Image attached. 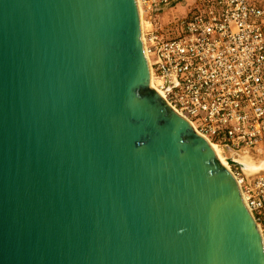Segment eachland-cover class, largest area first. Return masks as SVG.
I'll list each match as a JSON object with an SVG mask.
<instances>
[{
  "label": "water",
  "instance_id": "obj_1",
  "mask_svg": "<svg viewBox=\"0 0 264 264\" xmlns=\"http://www.w3.org/2000/svg\"><path fill=\"white\" fill-rule=\"evenodd\" d=\"M0 264H264L233 175L150 84L136 0H0Z\"/></svg>",
  "mask_w": 264,
  "mask_h": 264
},
{
  "label": "built area",
  "instance_id": "obj_2",
  "mask_svg": "<svg viewBox=\"0 0 264 264\" xmlns=\"http://www.w3.org/2000/svg\"><path fill=\"white\" fill-rule=\"evenodd\" d=\"M173 1L136 0L152 86L225 158L264 146V0H184L161 21ZM226 164L264 240V174Z\"/></svg>",
  "mask_w": 264,
  "mask_h": 264
},
{
  "label": "rangeland",
  "instance_id": "obj_3",
  "mask_svg": "<svg viewBox=\"0 0 264 264\" xmlns=\"http://www.w3.org/2000/svg\"><path fill=\"white\" fill-rule=\"evenodd\" d=\"M165 11L166 12L161 14V21L165 22L168 20L172 22L176 18L185 16L187 11V4L184 0H175L169 4V7H167ZM238 153L244 155L248 154L246 155L245 159L242 158L239 159L240 161L245 160L244 162H250L252 166V168L243 169L240 168V166L238 165H234L240 171H242L245 174H256V173L264 174V146L241 149L240 151H238Z\"/></svg>",
  "mask_w": 264,
  "mask_h": 264
},
{
  "label": "bare ground",
  "instance_id": "obj_4",
  "mask_svg": "<svg viewBox=\"0 0 264 264\" xmlns=\"http://www.w3.org/2000/svg\"><path fill=\"white\" fill-rule=\"evenodd\" d=\"M139 21H140V27H141V29L143 28V22H142V19L140 18V16H139ZM152 81H151V79H150V84L152 85V83H151ZM209 144L211 145V147H212V149L214 150V152H215V154H216V156L218 157V159L220 160V162L225 166V167H227V159L221 154V151H220V149L217 147V146H215L213 143H211V142H209ZM240 155H242L241 157H242V159H245V157H246V155H248V154H240ZM234 159V158H233ZM255 160V159H254ZM245 161V160H244ZM260 165V164H259ZM244 166L245 167H247V168H252V166H251V163L250 162H245V164H244Z\"/></svg>",
  "mask_w": 264,
  "mask_h": 264
}]
</instances>
